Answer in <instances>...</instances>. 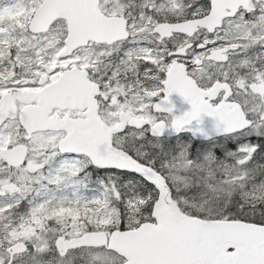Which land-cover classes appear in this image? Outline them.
<instances>
[{
  "label": "snow or ice",
  "instance_id": "obj_1",
  "mask_svg": "<svg viewBox=\"0 0 264 264\" xmlns=\"http://www.w3.org/2000/svg\"><path fill=\"white\" fill-rule=\"evenodd\" d=\"M0 264H264V0H0Z\"/></svg>",
  "mask_w": 264,
  "mask_h": 264
}]
</instances>
